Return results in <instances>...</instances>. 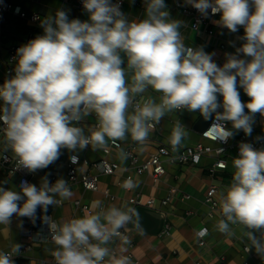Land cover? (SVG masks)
Returning <instances> with one entry per match:
<instances>
[{"label": "clouds", "instance_id": "clouds-1", "mask_svg": "<svg viewBox=\"0 0 264 264\" xmlns=\"http://www.w3.org/2000/svg\"><path fill=\"white\" fill-rule=\"evenodd\" d=\"M82 5L87 20L70 19L62 8L45 16L43 34L17 48L14 75L0 85L3 151L14 155L18 170L35 173L55 163L63 149L105 150L109 142L119 147L128 137L142 152L156 125L185 110L212 120L209 130L217 142L227 143L239 131L252 135L256 114L264 117V0H184L203 18L219 14L214 23L229 33L244 29L239 47L229 42L235 51L224 54L222 65L215 53L185 43L186 24L171 18L165 0H144L143 19H129L114 0ZM92 115L93 125L79 126ZM187 135L175 119L168 137L174 154ZM118 156L123 162L130 153L120 148ZM70 159L76 163L78 157ZM232 166L214 230L235 236L238 228L245 251L264 259V147L240 142ZM121 187L133 190L138 182L130 176ZM72 195L68 181L51 183L47 175L39 187L27 180L19 191L0 186V225L8 226L14 215L42 221L48 228L42 240L50 238L56 246L54 264H132L124 254L131 241L121 230L131 225L143 232L139 212L97 200L92 205L97 211L79 218L58 223L47 215L50 206ZM207 233L204 228L196 236ZM114 238L120 255L108 247ZM21 247L13 243L11 251H0V264H15Z\"/></svg>", "mask_w": 264, "mask_h": 264}, {"label": "crops", "instance_id": "crops-1", "mask_svg": "<svg viewBox=\"0 0 264 264\" xmlns=\"http://www.w3.org/2000/svg\"><path fill=\"white\" fill-rule=\"evenodd\" d=\"M10 1L22 4L28 15L37 12L40 19L35 21L29 16L24 18L12 12L6 13V21L0 26L1 82L14 75L6 73L9 49L16 44H26L31 38L30 34L42 35L43 29L40 27V22L45 16L55 15L56 10L62 8L68 11L70 19H88L83 8L78 6L75 0ZM177 2L184 3V0H165L171 18L183 20L186 24V27L181 29L185 43L194 47L203 46L206 52L215 53L213 59L218 65H222L225 61L224 54L234 52L235 47L241 45L242 41L238 37L243 36L244 29L241 27L238 33H229L227 29L214 23L219 19V14L214 15L208 23L195 29L191 26L190 16L181 10V6ZM121 10L129 19H143L144 0H134V2L123 0ZM209 29H213V33H210ZM230 41L235 47L230 45ZM239 91L242 101L247 102L249 97L244 94L243 89H239ZM151 94L158 95L156 93ZM220 99L222 100V97ZM245 111L247 112V109ZM200 117L198 111L189 112L187 110L166 116L162 120L161 126L150 132L142 152L139 150L140 146L133 142L130 137L121 141L123 144L121 148L124 150L130 145H135L140 157H148L150 154L156 153L160 146H170L168 137L175 119H179L188 130L187 138L183 141L182 147L193 145L196 142H202L211 147V150L202 156L199 163L177 164L164 157L163 163L166 172L159 179H154L150 172L134 173L130 166V159L122 162L118 156L120 148H113L107 156L110 160L118 162L120 168L113 174H100L98 190H86L80 183L73 184L71 187L72 197L63 201L61 205L53 207L50 216L60 223L70 220L72 216L79 218L92 214L97 211L92 207L97 200L101 201L104 207L116 206L126 210L133 208L128 198L140 194L145 199L155 198L154 208L163 210L166 218L162 230L156 234L146 231L140 232L136 228L127 227L131 243L127 246V251L124 254L131 258L132 264H195L196 261H201L202 264H216L221 257H223L225 264H264V259H261L254 250L245 251V244L240 238L241 232L238 228L235 236H227L214 230V225L220 218L219 205L216 209H211L209 204L205 202L206 192L210 185L215 183L218 187L215 196L219 204L221 193L231 182L234 172L232 159L238 156L241 131L230 139L224 151L218 152V148L222 144L202 137L201 131L195 128V123ZM255 120L253 133L249 137L264 136V117L256 114ZM94 123L95 116L92 115L87 117L79 126L87 128ZM227 125L232 127L231 123ZM2 133L0 129V186L15 188L19 191V173H9L1 163L5 139ZM68 154H70L69 151ZM76 154L80 157L85 156L89 160H96L103 156V150L93 151L89 146ZM67 155L53 180H50L51 183H55L59 178L68 181ZM220 157L225 159L226 167H218L212 170L213 163ZM84 169L95 171L91 165L85 166ZM128 174H132L134 180L138 182V187L133 190H125L119 184V180L124 179ZM44 176H46V169L32 173L31 183L39 187L41 178ZM105 189H108L111 195L104 194ZM185 194H190V197L185 198ZM166 196H171V198L167 204L163 205L161 199ZM79 198L83 203L88 204L93 210L92 213L76 206L75 200ZM21 223L23 224L21 217L14 215L8 226L0 225V251L7 252L11 250L13 243H19L22 245L21 248L24 249V253L17 256L28 258V264H43V262L53 259L51 253L56 246L51 240H37L32 242L31 248H25L30 242L26 236L28 228L24 224L21 227ZM167 227L170 228V233L164 231ZM203 227H207L208 233L204 237L198 238L196 232ZM202 240L205 241L203 244H201ZM108 247L113 249L116 255L121 254L119 241L109 244Z\"/></svg>", "mask_w": 264, "mask_h": 264}, {"label": "built area", "instance_id": "built-area-1", "mask_svg": "<svg viewBox=\"0 0 264 264\" xmlns=\"http://www.w3.org/2000/svg\"><path fill=\"white\" fill-rule=\"evenodd\" d=\"M75 2L78 6L83 8L82 0H75ZM116 2L120 3L121 5L123 3V0H116ZM177 4L181 6V10L184 13L190 16L191 26L195 29L199 28L203 24L208 23L209 19L213 17V15L210 14L208 18H203L201 17L199 12L193 7L185 6L184 3H181V2H177ZM7 12H12L24 18H27L29 16L30 19L35 20V21L40 19V15L37 12H34L31 15H28L26 10L23 8L22 4L20 3H14L10 0H0V26H2L3 23L6 21ZM209 32L213 33V29H209ZM22 45L23 44H16L9 49L8 58H7L8 66L6 70L7 74H14V68L16 66V60L14 59L16 56V50ZM2 84L3 82L0 81V85ZM212 122L213 121H211L210 124L203 131H201V135L204 138L216 141L214 139L213 132L209 130L212 125ZM161 123L162 121L160 122V124L156 125L154 129H158L161 126ZM227 127L231 129L228 125ZM0 129L3 132L2 123H0ZM257 137L264 138V136L249 137V136H246L243 133V131H241L239 135V143L242 141L250 142L256 148L264 147V139L257 140ZM230 139L227 141V143H221L222 145L221 147L218 148V152H220L219 149H223V151L225 150V148L229 144ZM118 144H119V147L112 145L111 142H109L107 149L103 150V156H101L99 159H96V160H89L85 156L80 157L76 153L68 154L66 157V166H67V172H68V183H69L70 188L72 187L73 184L80 183L86 190H98L99 183H100V178H99L100 174H113L120 168V164L118 162L110 160L107 156L113 148H121L123 146L121 141L118 142ZM209 150H211V147L202 142H196L193 145L184 146L176 154L172 152L171 146H160L156 153L150 154L148 157L142 158L137 154L135 145H130L128 148L125 149V151L130 153V156H129L130 166L133 168L134 173L139 174L143 172H150L154 179H159L166 172V168L163 163L164 157H166L167 160H169L172 163L196 164L201 161L202 156ZM72 155H76L78 157L76 163H73L71 161L70 156ZM174 156L175 158H173ZM1 163L7 169L9 173H16V172L19 173V185L22 180H27L29 183H31L32 173L27 172V170H18L16 166L15 157L11 152L8 151V152L2 153ZM87 165H91L92 168L95 169V171L85 170L84 167ZM218 167H226V161L224 158L222 157L218 158L213 163L212 170ZM130 176L134 179V176L132 174H128L126 175L124 179L119 180V184L122 185L123 182ZM217 192H218V187L215 183H212L206 192L205 202L209 204L211 209H216L219 205L218 201L216 200V196H215ZM104 194L111 195L108 189L104 190ZM184 197L185 198L190 197V194H185ZM170 198L171 196H166L165 198H162L161 204L163 205L167 204ZM128 201L132 204L133 207L137 205L154 207L155 205V198L145 199V198H142L140 194L130 196L128 198ZM75 204L78 208L86 210L89 213L93 212V210L90 209L88 204L83 203L80 198L75 200ZM72 218H77V217L72 216L70 219ZM204 228H207V227H203L202 229ZM169 229L170 228L167 227L164 229V231L167 233H170ZM121 231L124 232V234L128 236L127 228L122 229ZM47 235H48V228L43 223L37 229L28 228L26 230V236L29 238L30 242L25 246V248H28V249L31 248L32 242H36L37 240H42V237H46ZM48 240H50V238ZM117 241H119L118 238H114L112 243H115ZM204 242L205 241L202 240L201 244H203ZM23 253H24V249L21 248L19 255H22ZM43 264H54V258L43 262ZM195 264H202V262L196 261ZM216 264H225L223 257H221L220 261Z\"/></svg>", "mask_w": 264, "mask_h": 264}, {"label": "water", "instance_id": "water-1", "mask_svg": "<svg viewBox=\"0 0 264 264\" xmlns=\"http://www.w3.org/2000/svg\"><path fill=\"white\" fill-rule=\"evenodd\" d=\"M31 38L29 39L32 40L36 36L33 34H30ZM212 120H205L202 116L197 120L195 123V128L198 129L199 131H203L211 122ZM68 150L63 149L62 150V155L60 158L50 165L48 168H46V175L48 176L49 180H53L55 177L60 165L62 164L63 160L65 159V156L67 155ZM23 201L21 202V204ZM133 209H136L141 217V224L143 227V231L156 234L159 233L165 222L166 214L163 210L154 208V207H149V206H144V205H137L133 207ZM53 210V207H49L47 215H50ZM44 213L42 211H38V215H43ZM23 224L30 229H37L41 224L42 221H37L35 224H33L28 218L26 217H21ZM135 228L134 226H131ZM13 260L15 264H28V258L24 256H15L13 257Z\"/></svg>", "mask_w": 264, "mask_h": 264}]
</instances>
